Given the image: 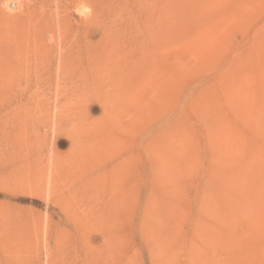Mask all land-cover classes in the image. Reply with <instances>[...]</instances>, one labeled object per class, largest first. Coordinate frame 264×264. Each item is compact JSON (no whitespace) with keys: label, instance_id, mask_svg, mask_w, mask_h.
<instances>
[{"label":"rangeland","instance_id":"374dc122","mask_svg":"<svg viewBox=\"0 0 264 264\" xmlns=\"http://www.w3.org/2000/svg\"><path fill=\"white\" fill-rule=\"evenodd\" d=\"M4 1L21 31L1 23L4 57L21 38L27 63L0 65V264H264V0ZM229 92L240 99L224 103ZM205 94L219 108L203 120ZM248 190L261 191L259 216ZM209 234L230 243L210 246Z\"/></svg>","mask_w":264,"mask_h":264},{"label":"bare ground","instance_id":"6f19581e","mask_svg":"<svg viewBox=\"0 0 264 264\" xmlns=\"http://www.w3.org/2000/svg\"><path fill=\"white\" fill-rule=\"evenodd\" d=\"M32 1H33V0H32ZM42 1H45V2H46V1H49V0H42ZM54 1H55V0H54ZM56 1H57V0H56ZM56 1H55V3L58 2V1H57V2H56ZM63 1H64V0H63ZM65 1H66V0H65ZM68 1H69V0H68ZM72 1L75 2V3L73 2L74 5H75V4H76V1H75V0H72ZM72 1H70V2L72 3ZM81 1H83L85 4H87V3L90 4V3H91V0H81ZM3 2L5 3L4 0H3ZM16 2H17V4H16ZM16 2H15V4H16L15 6L18 5V6H17L18 9H19L20 11H22V12H26V11H28L27 8H29V7L31 8V6H29V4H27V5L25 4L27 7H26L25 5H23V2H27L26 0L23 1V2H22V1H20V2H19V1H16ZM60 2H61V1H60ZM28 3H29V2H28ZM36 3H37V2H36ZM61 3H62V2H61ZM61 3H60V4H61ZM68 3H69V2H68ZM92 3H93V2H92ZM6 4H7V3H6ZM43 4H44V3H43ZM77 4H78V2H77ZM77 4H76V6H77ZM30 5H31V3H30ZM35 5H36V4H35ZM56 5H57V4H56ZM62 5H63V4H62ZM64 5H65V3H64ZM69 5H70V3H69ZM2 6H3V5H2ZM2 6H1V8H2ZM10 6H11V5H10ZM28 6H29V7H28ZM38 6H39V5H38ZM67 6H68V4L65 5V7H67ZM24 7H25L26 10H24ZM34 7H35V6H34ZM41 7H42V5H41ZM45 7H46V6H45ZM55 7H58V6H55ZM74 7H75V6H73V9H75ZM93 7H94V6H93ZM60 8H61V7H60ZM76 8H77V7H76ZM2 9H3V8H2ZM15 9H16V7H15ZM38 9H39V8H38ZM66 9H68V8H66ZM16 10H17V9H16ZM56 10H57V9H56ZM68 10H69V9H68ZM71 10H72V9H71ZM20 11H19V13H20ZM41 11H42V9H41ZM60 11L62 12L61 9H60ZM66 11H67V10H66ZM7 12H8V10H7ZM57 12H59V10H58ZM57 12H56V13H57ZM77 12H78V11H77ZM95 12H97V11H95ZM14 13H15V11H14ZM39 13H40V12H39ZM45 13H46V12H45ZM52 13H53V12H52ZM68 13H69V12H68ZM68 13H67V14H68ZM70 13H75V12L73 11V12H70ZM88 13H89V12H88ZM16 14H17V15H16ZM16 14L8 13V14L6 15V14H5L3 11H1V9H0V25H2V24L5 25L6 23H8V24H10V26L8 25L7 27H11V28H12V23H14L16 20L19 19V17H18L19 14H18V13H16ZM46 14H47V13H46ZM49 14H50V13H49ZM53 14H54V13H53ZM67 14H66V16H65V17H66V18H65L66 20H67V17H68V15H69V14H68V15H67ZM85 14H87V13H85ZM92 14H93V13H91V17H92ZM94 14H95V13H94ZM22 15H23V14H22ZM22 15H21V16H22ZM26 15H27V14H26ZM31 15H32V14H31ZM33 15H34V14H33ZM61 15H62V14H61ZM71 15H72V14H71ZM75 15H76V13H75ZM82 15H84V14H81V16H82ZM23 16H24V15H23ZM23 16H22V17H23ZM50 16H52V14H51ZM50 16H49V18H50ZM62 16H64V13H63ZM87 16H88V15H87ZM87 16H85V15L82 16V17H81L82 22H80V23H83L84 19H87V21H88V20H89L88 18H90V17L87 18ZM27 17H28V16H27ZM60 17H61V16H60ZM60 17H59V18H60ZM93 17H94V16H93ZM96 17H98V16H96ZM33 18H34V17H33ZM49 18H48V19H49ZM78 18L80 19V17H78ZM100 18H102V17H100ZM69 19H70V17H69ZM69 19H68V22L70 21ZM96 19H97V18H96ZM27 20H31V19H27ZM27 20H26V21H27ZM50 20H51V18H50ZM61 20H62V19H61ZM61 20H60V21H61ZM71 20H72V19H71ZM92 20H93V19H92ZM97 20H99V18H98ZM101 20H102V19H101ZM40 21H41V19H40ZM87 21H86V22H87ZM21 22H22V21H21ZM27 22H28V21H27ZM36 22H37V21H36ZM45 22H46V21H45ZM62 22H63V21H62ZM66 22H67V21H66ZM66 22H63V23H66ZM74 22H75V21H74ZM88 22H90V20H89ZM97 22H98V21H97ZM97 22H96V24H97ZM1 23H2V24H1ZM38 23H39V21H38ZM63 23H62V24H63ZM69 23H70V22H69ZM84 23H85V22H84ZM98 23H100V22H98ZM57 24H59V23H57ZM62 24H60V25L58 26V28H59V32L62 30L60 26H63L62 28L65 27L64 24H63V25H62ZM66 24H67V23H66ZM66 24H65V25H66ZM74 24H75V23H74ZM76 24L79 25V23H76ZM76 24H75V25H76ZM88 24H89V23H88ZM90 24H91V23H90ZM102 24H103V23H102ZM102 24H101V23L98 24V25H99L98 29L100 28V25H102ZM3 25H2L3 28L0 27V65H1V67H3V68H4V67H6V68H10L11 65H14L16 68H21V67L23 66V64H26L27 62H26V63L21 62V61H23V60H20V57L18 58V56H20V54H22V53L24 52V50L27 48V47H26V48L24 47V46L27 45V44L24 45V43H26L27 41H26V42H23V43L21 44V42L24 41V39H23L22 41H21V38H20V40H18V38H16L15 41L12 39L13 42H14V43H13L14 50H12V49H11V50L13 51V53L15 52L16 55H13V54H12V55L14 56V59L12 58L13 56H10V57H11V58H10L11 60L5 58V57H4V54H5L6 50H7V48H9V47H4V45H6V43L4 42L5 44H3L2 35L5 34V33H3L4 31L7 32L9 29L6 31V28H5V26H3ZM17 25H18V24H17ZM31 25H32V24H31ZM51 25H52V23H51ZM72 25H73V24H72ZM83 25L86 26L85 24H83ZM83 25H82V26H83ZM91 25H92V24H91ZM37 26H38V25H37ZM37 26H36V27H37ZM70 26H71V25H69V29L71 28ZM73 26H74V25H73ZM73 26H72V27H73ZM102 26H103V25H102ZM15 27H16V26H15ZM15 27L12 28V30L14 29L13 32H15V35L17 36L18 34H20L21 31H18V28H15ZM18 27H19V26H18ZM43 27H44V26H43ZM78 27H79V26H78ZM92 27H93V26H92ZM92 27H90V28H92ZM94 27H95V26H94ZM94 27H93V28H94ZM21 28H22V27H21ZM50 28H51V27H50ZM55 28H56V27H55ZM84 28H85V27H84ZM88 28H89V27H88ZM41 29H42V30H43V29L45 30V27H44V28H41ZM46 29H47V28H46ZM51 29H52V28H51ZM65 29H66V27H65ZM73 29H74V28H73ZM80 29H81V28H80ZM19 30H20V29H19ZM24 30H25V29H23V31H24ZM33 30H34V32H35V29H33ZM40 31H41V30H40ZM51 31H52V30H51ZM51 31H50V32H51ZM63 31H64V30H62V32H63ZM66 31H67V30H66ZM74 31H75V30H74ZM83 31H84V29H83ZM10 32H11V29H10ZM18 32H19V33H18ZM28 32H29V30H28ZM34 32H33V35H34ZM37 32H38V31H37ZM44 32H45V31H44ZM44 32H43V33H44ZM46 32H47V31H46ZM69 32H70V30H69ZM69 32H68V36L70 35ZM104 32H106V31H104ZM104 32H103V33H104ZM11 33H12V32H11ZM26 33H27V32H26ZM48 33H49V32H48ZM48 33H47V34H48ZM57 33H58V31H57ZM63 33H64V32H63ZM63 33H62V34H63ZM76 33H77V32H76ZM83 33H85V32H83ZM103 33H102V34H103ZM7 34H8V32H7ZM7 34H6V35H7ZM12 34H13V33H12ZM24 34H25V32H24ZM27 34L29 35V33H27ZM39 34H40V33H39ZM41 34H42V33H41ZM62 34H61V35H62ZM86 34H88L89 37H90V35H94V32L88 31V29H87V30H86ZM104 34H105V33H104ZM9 35H10V33H9ZM28 35H27V36H28ZM44 35H45V34H44ZM55 35H56V34H55ZM59 35H60V34L54 36L55 39L58 38ZM19 36H20V35H19ZM19 36H18V37H19ZM23 36H24V35H23ZM27 36H24V37H27ZM45 36H46V35H45ZM64 36H66V34H65ZM75 36H76V34H75ZM79 36H80V35H79ZM79 36H78V37H79ZM83 36H84V35H83ZM104 36H105V35H104ZM12 37H13V36H12ZM30 37H31V36H30ZM51 37H52V36H51ZM84 37H85V36H84ZM86 37H87V36H86ZM13 38H14V37H13ZM36 38H37V37H36ZM70 38H71V37H70ZM76 38H77V37H76ZM80 38H81V37H80ZM80 38H79V39H80ZM100 38H101V37H100ZM51 39H53V38H51ZM51 39H50V45L52 44L51 41L53 42V40H51ZM58 39H60V36H59ZM63 39H64V38H63ZM63 39H62V40H63ZM77 39H78V38H77ZM104 39H105V37H104ZM104 39H102V40H104ZM12 40H11V41H12ZM34 40H35V37H34V39H33L32 41H34ZM68 40H69V39H68ZM72 40H73V46H75V45H74V44H75V43H74L75 39L73 38ZM72 40H71V41H72ZM83 40H84V39H83ZM90 40H91V39H90ZM102 40H100V41H102ZM5 41H7V40H5ZM11 41H10L9 43H11ZM19 41H21V42H19ZM55 41H57V40H55ZM55 41L53 42V44H55ZM59 41H60V40H59ZM59 41H58V42H59ZM86 41H87V40H86ZM98 41H99V40H98ZM100 41H99V42H100ZM7 42H8V41H7ZM38 42H39V41H38ZM43 42H44V41H43ZM45 42H46V41H45ZM62 42H63V41H62ZM84 42H85V41H84ZM92 42H93V41H92ZM102 42H104V41H102ZM252 42H253V40H252ZM9 43H8V45H9ZM30 43H31V42H30ZM34 43H36V42H34ZM66 43H67V42H66ZM47 44H48V43H47ZM47 44H46V45H47ZM59 44H60V43H59ZM86 44H87V43H86ZM88 44H89V41H88ZM88 44L86 45L87 47H88ZM102 44H103V43H102ZM31 45H32V44H31ZM31 45H30L29 47H33V46H31ZM37 45H39V44H37ZM41 45H43V44L41 43ZM44 45H45V43H44ZM56 45H57V43H56ZM68 45H69V44H68ZM77 45H78V43H77ZM84 45H85V44H84ZM89 45H90V44H89ZM94 45H95V44H94ZM94 45H93V46H94ZM10 46H12V45L10 44ZM53 46H54V45H53ZM59 46H60V45H59ZM69 46H70V45H69ZM99 46H101V44H100ZM102 46H103V45H102ZM37 47H38V46H37ZM39 47H40V45H39ZM39 47H38V48H39ZM46 47H47V46H46ZM57 47H58V46H57ZM78 47H79V46H78ZM78 47H77V48H78ZM83 47H84V46H83ZM96 47H97V45H96ZM104 47H105V46H103V48H104ZM4 48H6V49H4ZM40 48H41V47H40ZM40 48H39V50H40ZM47 48H48V47H47ZM50 48H51V47H50ZM58 48H59V47H58ZM70 48H71V47H70ZM80 48H81V47H80ZM85 48H86V47H85ZM53 49H54V48H53ZM55 49H57V48L55 47ZM55 49H54V50L50 49V50H49L50 53H51V50H52V51H55ZM66 49H67V48H66ZM75 49H76V47H75ZM78 49H79V48H78ZM93 49H94V48H93ZM93 49H92V51H93ZM99 49H100V47H99ZM27 50H29V49H27ZM34 50H36V46H35ZM71 50H72V49H71ZM86 50H87V49H86ZM94 50H95V49H94ZM31 51H32V48H31L30 52H31ZM56 51H57V50H56ZM66 51H67V50H66ZM66 51H65V52H66ZM74 51H75V50H74ZM74 51H73V52H74ZM87 51H89V50H87ZM87 51H86V53H87ZM90 51H91V50H90ZM100 51H101V49H100ZM103 51H105V50H103ZM251 51H253V50H252V47H251L250 52H251ZM7 52H8V50H7ZM7 52H6V53H7ZM25 52H26V50H25ZM27 52H28V51H27ZM34 52H35V51H34ZM34 52H33V54H34ZM44 52H46V51L44 50ZM44 52H43V53H44ZM59 52H60V56L57 57V59L59 58V61H62V58H63V56H64L62 53L64 52V50H63V49H60ZM59 52H58V53H59ZM78 52H79V51H78ZM95 52H96V51H95ZM98 52H99V51H98ZM101 52H102V51H101ZM254 52H255V51H254ZM35 53H36V52H35ZM46 53H47V52H46ZM50 53H49V54H50ZM52 53H53V52H52ZM52 53H51V54H52ZM54 53H55V52H54ZM68 53H69V52H68ZM70 53H72V51H70ZM82 53H83V52H82ZM86 53H85V54H86ZM96 53H97V52H96ZM248 53H249V52H248ZM255 53H256V52H255ZM8 54H10V51L8 52ZM8 54H6V55L8 56ZM31 54H32V53H31ZM33 54H32V55H33ZM44 54H45V53H44ZM51 54H50L49 56H51ZM66 54H67V53H66ZM77 54H78V53H77ZM88 54H89L88 56H92V55L94 54V52H92V55H91L89 52H88ZM98 54H100V53H97V56H98ZM102 54H103V53H102ZM102 54H101V55H102ZM238 54H239V53H238ZM249 54H250V53H249ZM47 55H48V53H47ZM58 55H59V54H58ZM79 55H80V54H79ZM82 55H83V54H82ZM35 56H38V55L35 54ZM42 56H43V54H42ZM49 56H47V59H50ZM67 56H68V55H67ZM69 56H71V54H70ZM73 56H74V55H73ZM75 56H76V55H75ZM75 56H74V59H75ZM86 56H87V54H86ZM255 56H256V55H255ZM8 57H9V56H8ZM31 57H32V56H31ZM51 57H52V56H51ZM78 57H79V56H78ZM83 57H85V56H83ZM21 58H22V57H21ZM33 58H34V57H33ZM35 58H36V57H35ZM38 58H39V57H38ZM54 58H55V57H54ZM54 58H53V59H54ZM69 58H70V57H69ZM71 58H72V57H71ZM85 58H86V57H85ZM88 58H90V57H87L86 59H88ZM95 58H96V56H95ZM246 58H247V57H246ZM252 58H253V57H252ZM22 59H23V58H22ZM44 59H45V57H44ZM44 59H42V60H44ZM47 59H45V60H47ZM76 59H78L77 56H76ZM234 59H235V61L239 60V58L237 59V58H235V57H234ZM38 60H40V58H39ZM38 60H37V61H38ZM51 60H52V58H51ZM70 60H71V59H70ZM83 60H84V58H83ZM89 60H90V59H89ZM94 60H95V59H94ZM30 61H31V60H30ZM47 61H48V60H47ZM56 61H57V60H56ZM64 61H65V60H64ZM67 61H68V60H67ZM73 61H74V60H72V63H73ZM79 61H80V60H79ZM43 62H44V61H43ZM43 62H42V63H43ZM52 62H53V61H52ZM68 62H69V61H68ZM75 62H76V61H75ZM75 62H74V63H75ZM82 62H84V61H82ZM251 62H252V61H251ZM37 63H39V62H37ZM49 63H51V62H49ZM65 63H66V62H65ZM87 63L89 64V61H88ZM39 64L41 65V63H39ZM45 64H46V63H45ZM47 64H48V62H47ZM70 64H71V62H70ZM75 64H76V63H75ZM90 64H92V63H90ZM94 64H95V63H94ZM35 65H36V64H35ZM54 65H55V64H54ZM57 65H58V64H57ZM61 65H62V64H61ZM61 65H60V66H61ZM64 65H65V64H64ZM67 65H68V64H67ZM83 65H84V64H83ZM231 65H232V64H231ZM239 65H240V64H239ZM251 65H252V64H251ZM36 66H38V65H36ZM60 66H59V67H60ZM62 66H63V65H62ZM62 66H61V67H62ZM69 66H70V65H69ZM73 66H74V65H73ZM75 66H76V65H75ZM235 66H236V65H235ZM25 67H26V66H25ZM39 67H40V66H39ZM67 67H68V66H67ZM79 67H80V66H79ZM228 67H229V66H228ZM31 68H32V67H31ZM62 68H63V67H62ZM71 68H72V67H71ZM90 68H92V70L89 71V73H88V74H90V76H88V75H87V76L84 75V79H85L86 82L88 81L87 83H89V84H95V83L98 82V80L96 79V77L94 78V74H95V69H94V68H95V67H94V66H91ZM246 68H247V67H246ZM37 69H38V68H37ZM44 69H47V68H44ZM49 69H50V68H49ZM65 69H66V68H65ZM74 69H75V68H74ZM78 69H79V68H78ZM19 70H20V69H19ZM29 70H30V69H29ZM33 70L36 71V70L34 69V67H33ZM52 70H53V69H52ZM55 70H56V69H55ZM57 70H58V69H57ZM69 70H70V69H69ZM69 70H68V71H69ZM82 70H83V69H82ZM93 70H94V71H93ZM7 71H8V70H7ZM12 71H13V70H12ZM63 71H64V70H63ZM68 71H66V72H68ZM72 71H73V70H72ZM72 71H71V72H72ZM228 71H229V70H228ZM18 72H19V71H18ZM29 72H31V71H29ZM64 72H65V71H64ZM64 72H60L59 74H62V73H64ZM77 72H78V70H77ZM226 72H227V71H226ZM246 72H247V71H246ZM13 73H14V72H13ZM27 73H28V72H27ZM80 73H81V72H80ZM9 74H10V73H9ZM59 74H58V75H59ZM68 74H70V73H68ZM72 74H73V73H72ZM83 74H85V73L83 72ZM96 74H97V72H96ZM11 75H12V74H11ZM27 75H30V74H27ZM65 75L67 76L66 73H65ZM73 75H74V74H73ZM92 75H93V77H92ZM226 75H227V74H226ZM30 76H31V75H30ZM59 76H60V75H59ZM82 76H83V75H82ZM95 76H96V75H95ZM25 77H26V76H25ZM54 77H55V76H54ZM73 77H74V76H73ZM74 78H75V77H74ZM81 78H83V77H81ZM81 78H80V79H81ZM42 79H43V78H42ZM52 79H53V78H52ZM54 79H55V78H54ZM78 79H79V78H78ZM80 79L77 80V81L80 82ZM84 79H83V80H84ZM26 80H27V79H26ZM29 80H30V79H28V81H29ZM37 80H38V78H37ZM44 80H45V79H44ZM61 80H62V79H61ZM61 80L59 79V82H60ZM64 80H66V79H64ZM72 80H73V79H72ZM235 80H236V79H235ZM46 81L49 82L48 79H47ZM70 81H71V78H70ZM232 81H233V80H232ZM36 82H37V81H36ZM56 82L58 83V80H57V79H56ZM68 82H69V81H68ZM72 82H73V81H72ZM81 82H82V81H81ZM86 82H85V83H86ZM38 83H41V82L38 81ZM42 83H43V82H42ZM50 83H52V82H50ZM53 83H54V81H53ZM61 83H62V82H61ZM61 83H60V84H61ZM63 83H64V81H63ZM65 83H66V82H65ZM85 83L83 82L82 84H85ZM233 83H234V82H233ZM34 84H35V83H34ZM45 84H46V82H45ZM75 84H76V82H75ZM63 85H65V84H63ZM236 85L239 86L238 84H235V85H233V86H234L235 89L237 90L240 86H239L238 88H236ZM57 86H58V84H57ZM234 87H233V88H234ZM172 88H173V87H172ZM233 88H231V89L233 90ZM235 89L233 90V93H237V92L239 91V90H237V92H236ZM232 90H230V91H232ZM221 92H222V91H221ZM227 92H228V91H227ZM222 94H223V93H222ZM231 94H232V92H231ZM231 94H230V92H229V93H228V96H224V95H225V93H224V95L222 96V97H223V100H225L224 103H226V102H231V101H233V100H234L233 102L236 103V101H238V100L240 99V98H239V99L237 98V97L239 96V94H237L236 96H235V94H234V95H233V94L231 95ZM240 95H241V94H240ZM232 96H233V97H232ZM234 97H236L238 100L235 101V98H234ZM240 97H241V96H240ZM171 98H172V97H171ZM220 98H221V97H220ZM175 99H176V98H175ZM221 99H222V98H221ZM221 99H220V100H221ZM171 100H172V99H171ZM242 100H243V98H242ZM242 100H240V103H241ZM246 100H247V99H246ZM173 101H174V100H173ZM221 101H222V100H221ZM222 102H223V101H222ZM222 102H220V103H222ZM246 102H247V101H246ZM175 103H176V102H175ZM195 103H196V102H195ZM234 103H233V104H234ZM237 103H239V102H237ZM236 105H237V104H236ZM240 105H241V104H240ZM193 106H194V105H193ZM216 106H218V100H217V98H212L211 96H209V94H208V95L205 94V95L202 96V98H200V100L197 102L196 107H195L194 109H195V113H196V115H198L199 117H200V115H201L200 118H202V115H204V114H206L205 117H207V114H208V116H209V114H211L210 111H211L212 109H213V111H214V109H217V110H216V112H217L219 107L216 108ZM221 110H222V109H221ZM213 111H212V112H213ZM219 111H220V110H219ZM206 112H208V113H206ZM220 112H222V111H220ZM220 112H219V113H220ZM220 114H221V113H220ZM211 115H212V114H211ZM216 115H218V113H217ZM212 116H214V115H212ZM220 116H221V115H220ZM207 118H208V117H207ZM219 118H220V117H219ZM202 119L205 120L204 118H202ZM220 119H221V118H220ZM220 119H219V120H220ZM207 120H208V119H207ZM219 120H218V121H219ZM209 121H210V119H209ZM209 121H208V122H209ZM213 121H214V120H213ZM213 121H212V122H213ZM221 122H223V121H221ZM174 124L176 125L177 123H174ZM216 124H217L218 126H219L220 124H218L217 122H215V126L218 128V126H217ZM179 125H180V124H179ZM208 126H209V128H211L212 125L209 124ZM221 126H222V123H221ZM224 126L227 127V126H229V125H227V126L224 125ZM177 127H178V126H177ZM219 127H220V126H219ZM222 127H223V126H222ZM209 128H208V129H209ZM223 128H224V127H223ZM227 128L229 129L230 127H227ZM170 129H171V128H170ZM180 129H181V128H180ZM225 129H226V128H224V129H222V130H225ZM228 129H227V131H230V129H229V130H228ZM171 130H172V129H171ZM172 131H173V130H172ZM173 132H174V131H173ZM179 132H181V131H179ZM214 132H215V129H214ZM219 132H220V131H219ZM227 133H230V132H227ZM215 134H216V133H215ZM215 134H214V135H215ZM214 135H213L212 133L210 134V136L213 137V139H211V140H214L215 137H217V138L219 139V137L217 136L218 134L215 135V136H214ZM220 135H221V134H220ZM229 135H230V134H229ZM222 136H223V135H222ZM261 136H262V135H261ZM225 137H226V136H225ZM220 138H221V137H220ZM215 139H216V138H215ZM218 139H217L216 141H219ZM262 140H263V139H262ZM214 141H215V140H214ZM214 141H213V142H214ZM216 141H215V142H216ZM210 143L212 144V141H210ZM210 143H209V144H210ZM213 145H214V144H213ZM225 150H226V149H225ZM214 152H215V151L213 150V153H214ZM260 152H261V151H260ZM221 153H222V152H221ZM256 153H257V152H256ZM257 154H258V153H257ZM215 155H216V154H215ZM215 155H214V156H215ZM263 155H264V154H263ZM212 156H213V154H212ZM216 156H217V155H216ZM225 157H226V156H225ZM213 158H215V157H213ZM253 158H254V157H253ZM259 158H260V157H259ZM256 159H258L257 155H256V157H255V160H256ZM212 160H213V159H212ZM223 160H224V162H226V161H225L226 158H225V159H222V161H223ZM228 160H229V159H228ZM251 160H252V159H251ZM255 160H254V161H255ZM257 161H258V160H257ZM254 164H256V162L253 163V165H254ZM225 165H226V164H225ZM227 165H228V164H227ZM245 165H246V164H245ZM217 166H218V165H217ZM243 166H244V164H243ZM224 167H225V166H224ZM246 167H247V166H246ZM250 167H251V166H250ZM252 167H253V166H252ZM252 167H251V168H252ZM221 168H222V167H221ZM216 169H217V168H216ZM249 169H250V168H249ZM252 169H253V170H250V171H253V172H251V174L254 175V172H255L256 175H257V174H258V171H259L258 168L253 167ZM255 169H256L257 171H256ZM222 170H223V169H222ZM259 172H260V171H259ZM248 173H249V172H248ZM208 174H210V170H209V173H208ZM249 174H250V173H249ZM259 174H260V173H259ZM256 175H255V176H256ZM257 176H258V175H257ZM210 177H212V176H210ZM220 177H222V175H221ZM260 177H261V176H260ZM222 178H223V177H222ZM245 178H248V176L245 177ZM207 179H208V178H207ZM259 179H260V178H259ZM208 180H209V179H208ZM208 180H207V181H208ZM210 180H211V179H210ZM237 181H238V180H237ZM237 181H236V182H237ZM244 181H246V179H245ZM219 182H220V181H218V182L216 181V184L219 183ZM221 182H222V181H221ZM226 182H227V181H226ZM238 182H239V181H238ZM240 182H241V181H240ZM242 182H243V180H242ZM208 183H210V182H208ZM205 184H207V183H205ZM213 184H214V183H213ZM245 184H246V183H245ZM245 184H244V185H245ZM261 184H263L262 181H261ZM209 185H210V184H209ZM209 185H208V186H209ZM225 185H226V184H225ZM263 185H264V184H263ZM214 186H215V185H214ZM205 187H207V186H205ZM215 187H216V186H215ZM220 187H221V186H220ZM220 187H219V188H220ZM243 187H245V186H243ZM243 187H242V188H243ZM210 188H211V186H210ZM210 188H209V189H210ZM212 188H213V187H212ZM222 188H224V185L222 186ZM245 188H247V187H245ZM207 190H208V189H207ZM219 190H220V189H219ZM244 190H245V189H244ZM213 191H214V190H213ZM209 192H210V191H209ZM218 192H219V191H218ZM222 192H224V189L222 190ZM250 192H251V191L248 190V192H247V191H246V192H243V194H241V195H243L244 198H245V197H247V198L249 197L250 202H248V200L245 198V199L247 200L246 202H248V203H247V209H250V210H251V211H249V213H250V212H251V213L254 212V214H256L255 212H258L257 210L260 209V211H261V208H259V206H258L257 203H256V202H257V201H256V200H257L256 198H258V197L261 196V191H259V190L256 191V190H255V193H253V194L250 193ZM252 192H253V189H252ZM213 193H214V192H213ZM224 193H226V192H224ZM211 194H212V193H211ZM222 194H223V193H221V195H222ZM207 195H208V194H207ZM223 195H224V194H223ZM223 195H222V197H223ZM225 195H226V194H225ZM212 196H213V195H212ZM215 196H216V195H215ZM218 196H219V195H218ZM226 196L229 197L230 195L228 194V195H226ZM226 196L223 197V198H224L223 200H225V201L227 200ZM208 197H209V196H208ZM210 197H211V196H210ZM239 197H240V196H239ZM220 198H221V196H220ZM240 198H241V197H240ZM244 198H243V200H245ZM211 199H212V198H211ZM213 199H214V198H213ZM238 199H239V198H238ZM229 200H230V199H229ZM239 200H240V199H239ZM239 200H238V201H239ZM216 201H217V200H216V198H215V202H216ZM219 201H220V199H219ZM221 201H222V200H221ZM209 202H210V201H208V203H209ZM223 202H224V201H223ZM211 203H212V202H211ZM219 203H221V202H219ZM244 203H245V202H244ZM224 204H225V203H224ZM258 204H259V203H258ZM213 205H214V204H213ZM213 205H211V206L213 207ZM220 205H221V204H220ZM222 205H223V204H222ZM222 205H221V206H222ZM225 205H226V204H225ZM225 205H223L222 207L225 208V207H224ZM208 206H209V205H208ZM215 206H217V205H215ZM233 206H234V205H233ZM217 207H218V206H217ZM222 207H221V208H222ZM229 207H230V206H229ZM241 207H242V206H241ZM256 207H258L257 210H256ZM209 208H210V206H209ZM215 209H216V208H215ZM217 209H218V208H217ZM235 209H236V208H235ZM247 209L244 207V210H245V211H248ZM223 210H224V209H223ZM245 211H244V212H245ZM236 212L238 213V211H236ZM225 213H226V212H225ZM229 214H230V213H229ZM239 214H240V213H239ZM249 215H250V218H251L253 214H249ZM256 215H257V214H256ZM261 215H262V214H261ZM224 216L226 217V215H224ZM257 216H259V215H257ZM257 216L255 217V219L258 218ZM107 217H108V216H107ZM253 217H254V215H253ZM109 218H111V217L109 216V217H108V220H109ZM246 218H249V217H246ZM105 219H107V218L105 217ZM215 219L217 220V218H215ZM223 219H226V218H223ZM169 220H170V219H169ZM227 220H228V219H227ZM227 220H223V222L225 223V221H227ZM233 220H234V219H233ZM111 221H112V220H111ZM113 221H116V220H115V217H114V220H113ZM113 221H112V222H113ZM228 221H229V220H228ZM253 221H254V220H253ZM106 222H107V221H106ZM233 222H234V221H233ZM250 222H251V223H249V225H247V226L244 228L245 232H246V231L249 232L250 230H252V229L254 228L253 226L255 225V223H253L252 221H250ZM254 222H255V221H254ZM107 223H108V222H107ZM107 223H106V224H107ZM247 223H248V222H247ZM257 223H259V222L257 221ZM106 224H105V225H106ZM110 224H111V223H110ZM221 224H222V223H221ZM228 224H229V222H228ZM250 224H251V225H250ZM253 224H254V225H253ZM114 225H115V224H113V226H114ZM116 225H117V224H116ZM225 225H226V223H225ZM232 225H233V223H232ZM232 225H231V226H230V225L228 226V227L231 229V233L235 232V231H233L234 227H233ZM244 225H245V224H244ZM252 225H253V226H252ZM113 226H112V227H113ZM222 226H223V225H222ZM234 226H235V225H234ZM256 226H257V225H256ZM106 227H107V226H106ZM114 227H115V226H114ZM252 227H253V228H252ZM115 228H116V227H115ZM225 228H226V227H225ZM235 228H236V227H235ZM237 228H239V227H237ZM105 230H106V229H105ZM108 230H109V229H108ZM112 230H114V229L112 228ZM234 230H235V229H234ZM244 230H243V231H244ZM201 231H202V230H201ZM237 231H238V230H237ZM237 231H236V232H237ZM106 232H107V231H106ZM106 232H104V234H105ZM111 232H112V233H110V235H111V234L114 235L113 231H111ZM114 232H116V230H114ZM117 233H118V231H117ZM202 233H203V231H202ZM213 233H214V231H213ZM213 233H212V234H213ZM102 234H103V233H102ZM104 234H103V235H104ZM198 234L201 235L200 232H198ZM203 234H204V233H203ZM212 234H211V235L209 234L210 236L208 235V236H209V241H210V242H209V243H210V246L212 245V246H215V247H216V244L219 245V246H228V244L230 243V242H228V244L225 245L224 242L222 241V239L217 241V240H216L217 237H216V238L214 237L215 240H214V239L212 240V238H213V235H212ZM215 234H216V233H215ZM199 235H198V236H199ZM216 235H217V234H216ZM216 235H215V236H216ZM105 236H106V235H105ZM203 236H204V235H203ZM208 236H207V237H208ZM106 238H107V237H106ZM106 238H105V239H106ZM112 238H113V237H112ZM117 238H118V237H115L116 241L119 242V240H117ZM205 238H206V236H204V239H201V241H202V240H203V241L206 240V241H205V243H206L208 239H205ZM115 239H114V240H110V241H113V242H114ZM118 239H119V238H118ZM218 239H220V238H218ZM107 240H108V239H107ZM105 242H106V240H105ZM107 242H109V240H108ZM107 242H106V243H107ZM117 242H114V243L117 244ZM216 242H217V243H216ZM106 243H104V244H106ZM234 243H235V242H234ZM109 244H111V243L109 242ZM109 244H108V245H109ZM116 244H115V246H116ZM199 244H200V243H199ZM202 244H204V243H202ZM207 244H208V243H206V245H207ZM112 245H113V244H112ZM118 245H119V244H118ZM158 245H159V246H168L167 249H174V248H175V247H173V245H172L171 243H169V242H168L167 240H165V239H161L160 241H158ZM204 245H205V244H204ZM206 245H205L204 247H206ZM231 245H232V244H231ZM233 245H234V244H233ZM233 245H232V246H233ZM106 246H107V245H106ZM169 246H171V247H169ZM198 247H199V246H198ZM207 247H209V246H207ZM194 248H195V247H194ZM209 248H212V247H209Z\"/></svg>","mask_w":264,"mask_h":264},{"label":"clouds","instance_id":"9594fccd","mask_svg":"<svg viewBox=\"0 0 264 264\" xmlns=\"http://www.w3.org/2000/svg\"><path fill=\"white\" fill-rule=\"evenodd\" d=\"M85 11L87 12V11H89V9L88 8H85Z\"/></svg>","mask_w":264,"mask_h":264}]
</instances>
